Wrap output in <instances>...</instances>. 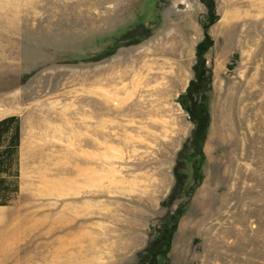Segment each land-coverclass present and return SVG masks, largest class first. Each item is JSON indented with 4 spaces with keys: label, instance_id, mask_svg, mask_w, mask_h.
Returning a JSON list of instances; mask_svg holds the SVG:
<instances>
[{
    "label": "rangeland",
    "instance_id": "1",
    "mask_svg": "<svg viewBox=\"0 0 264 264\" xmlns=\"http://www.w3.org/2000/svg\"><path fill=\"white\" fill-rule=\"evenodd\" d=\"M214 1L204 178L171 207L162 203L193 129L179 100L194 78L205 5L29 0L6 9L29 31L0 41L10 68L0 72V114L21 121L0 264H137L181 201L170 264H264V0Z\"/></svg>",
    "mask_w": 264,
    "mask_h": 264
},
{
    "label": "trees",
    "instance_id": "2",
    "mask_svg": "<svg viewBox=\"0 0 264 264\" xmlns=\"http://www.w3.org/2000/svg\"><path fill=\"white\" fill-rule=\"evenodd\" d=\"M200 1L207 9L205 21L202 23L204 37L196 49L194 78L179 100L193 124V129L190 137L178 152L173 169L174 185L162 203L164 207L173 206L183 196L191 197L195 187L199 186L204 178L202 166L206 161L204 147L211 123L209 102L212 90V70L206 65L205 55L213 46L209 30L215 23L217 15L214 0ZM20 130V118L17 116L7 117L0 121V206L8 205L12 194L18 191ZM188 168L192 170L191 175L187 172ZM189 178L192 180L191 186L187 184ZM186 204L187 202H179L174 212H169L161 219V225L155 228L154 238L138 254L137 264H170L168 254L171 251L174 234L178 229Z\"/></svg>",
    "mask_w": 264,
    "mask_h": 264
},
{
    "label": "crops",
    "instance_id": "3",
    "mask_svg": "<svg viewBox=\"0 0 264 264\" xmlns=\"http://www.w3.org/2000/svg\"><path fill=\"white\" fill-rule=\"evenodd\" d=\"M29 0H0V41L5 40L8 35L14 34L18 39L23 38V34L28 33V28L22 24V18L20 16H9L5 14L6 9H19L23 2ZM8 68L4 63H0V72L8 71ZM11 116H17L15 114H0V121ZM21 128V121H20Z\"/></svg>",
    "mask_w": 264,
    "mask_h": 264
},
{
    "label": "bare ground",
    "instance_id": "4",
    "mask_svg": "<svg viewBox=\"0 0 264 264\" xmlns=\"http://www.w3.org/2000/svg\"><path fill=\"white\" fill-rule=\"evenodd\" d=\"M161 77H162V76H161ZM163 78H164V77H162V79H163ZM162 79H161V80H162ZM169 85H170V84H169ZM173 85H174V84H173ZM167 88H168V87H167ZM167 90H168V89H167ZM169 90H170V89H169Z\"/></svg>",
    "mask_w": 264,
    "mask_h": 264
}]
</instances>
